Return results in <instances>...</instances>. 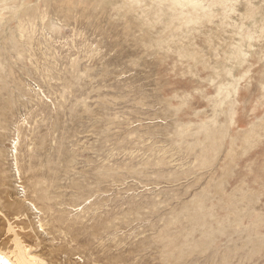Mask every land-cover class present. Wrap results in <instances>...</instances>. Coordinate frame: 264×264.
Listing matches in <instances>:
<instances>
[{
	"label": "rangeland",
	"instance_id": "374dc122",
	"mask_svg": "<svg viewBox=\"0 0 264 264\" xmlns=\"http://www.w3.org/2000/svg\"><path fill=\"white\" fill-rule=\"evenodd\" d=\"M48 264H264V0H0V247Z\"/></svg>",
	"mask_w": 264,
	"mask_h": 264
},
{
	"label": "bare ground",
	"instance_id": "6f19581e",
	"mask_svg": "<svg viewBox=\"0 0 264 264\" xmlns=\"http://www.w3.org/2000/svg\"><path fill=\"white\" fill-rule=\"evenodd\" d=\"M0 264H48L46 261L33 254L19 239L14 240L10 248L0 247Z\"/></svg>",
	"mask_w": 264,
	"mask_h": 264
}]
</instances>
